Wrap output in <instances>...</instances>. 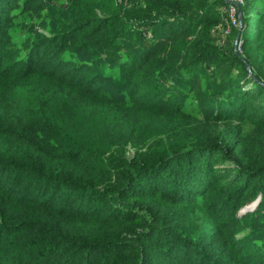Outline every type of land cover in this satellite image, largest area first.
<instances>
[{"label":"trees","instance_id":"1","mask_svg":"<svg viewBox=\"0 0 264 264\" xmlns=\"http://www.w3.org/2000/svg\"><path fill=\"white\" fill-rule=\"evenodd\" d=\"M52 1L0 0V264H264V0L241 53L206 42L225 0L87 3L19 44Z\"/></svg>","mask_w":264,"mask_h":264},{"label":"rangeland","instance_id":"2","mask_svg":"<svg viewBox=\"0 0 264 264\" xmlns=\"http://www.w3.org/2000/svg\"><path fill=\"white\" fill-rule=\"evenodd\" d=\"M87 3L90 5L93 4L98 14H127L128 12H133L134 14L140 15V13H142L141 7L143 6L141 0H53L50 4L51 7L46 8L38 18H28L23 15V17L17 19L14 33L18 43L21 44L26 40L44 39L45 36L50 37L55 31L59 30L60 24L70 25L72 19H74V15L83 9ZM217 16L222 18L223 13L217 12ZM242 17L243 14H241V21L239 18V26L232 25L228 35H225L224 30L229 25V19L226 20L225 18L224 21L214 23L210 28V35H207L206 42L223 47L224 49H230L234 39H236L239 34H242ZM257 29L263 28L259 27ZM248 33H251V30ZM256 42L258 45L251 46L246 52L242 53L244 57H249L253 62H257L264 55V36L257 39ZM241 52L242 50L239 51V53ZM164 53L166 55V63L172 64L177 59V54L172 52V50H166ZM216 68L219 69L220 66H213L211 70L205 73L207 75L206 83H208V88L216 86L218 83L222 85L226 81V78H223ZM248 69H250L249 66ZM108 73L110 74L112 71H108ZM211 93L212 91H208L207 95ZM25 97L27 98V96ZM256 205L258 206L259 204L255 201L248 210H254V208L257 207ZM258 219L259 218L255 217L253 219V221H255L253 224L263 223V226L256 227V225H254V228L256 227L258 231L263 233L264 220L260 222ZM202 222L207 225V221Z\"/></svg>","mask_w":264,"mask_h":264},{"label":"built area","instance_id":"3","mask_svg":"<svg viewBox=\"0 0 264 264\" xmlns=\"http://www.w3.org/2000/svg\"><path fill=\"white\" fill-rule=\"evenodd\" d=\"M227 2V11L229 13V25L224 30L225 35H228L231 31V26H239V6H241L244 0H225ZM235 51L239 52L242 50V41L236 40L234 43Z\"/></svg>","mask_w":264,"mask_h":264},{"label":"water","instance_id":"4","mask_svg":"<svg viewBox=\"0 0 264 264\" xmlns=\"http://www.w3.org/2000/svg\"><path fill=\"white\" fill-rule=\"evenodd\" d=\"M239 14H240V21H241V14H242L241 6H239ZM239 37H240V34L236 37V40H238Z\"/></svg>","mask_w":264,"mask_h":264}]
</instances>
